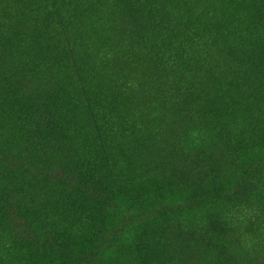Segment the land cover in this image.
<instances>
[{
	"label": "trees",
	"instance_id": "obj_1",
	"mask_svg": "<svg viewBox=\"0 0 264 264\" xmlns=\"http://www.w3.org/2000/svg\"><path fill=\"white\" fill-rule=\"evenodd\" d=\"M131 1L135 10V0ZM72 2L49 0L52 8L44 10L25 4L15 16L0 11V150L12 161L32 170L31 175L17 173L15 166L6 173L0 164V264H112L110 260L112 256L116 258V253L126 256L139 253L142 240L153 228L148 230L144 223L139 226L133 223L128 232L121 228L122 219L111 218L117 191L120 196L119 187L114 193L115 183L124 178L123 170L118 172L117 179L110 172L115 147L96 151L87 142L74 139L66 127L67 96L64 94L66 98L62 99L58 93L61 92L63 54L55 42V25L62 12L74 13ZM196 3L198 11L203 13L210 14L214 9V17L209 19L193 13L194 26L180 24L176 32L169 33L164 32V27L158 28L153 15L139 17L138 14L129 22L131 30H158L146 54L150 70L144 81L154 91L155 88L160 92L169 91L178 100L193 93L192 87L179 85L188 75L181 74L177 82L173 70L198 72L200 81L212 80L222 70L212 73L204 68L226 61L222 57L207 61L211 42L217 37L224 43L226 36L234 33L235 39L251 41L250 55L264 52V38L254 39L249 32L257 30L264 35V0H196ZM7 16L11 17L9 24L3 20ZM85 25L95 34V52L92 51L95 60L99 64L117 60L121 53L115 55L104 44V25L94 21ZM4 61L6 65H2ZM27 78L30 83L26 82ZM32 78L40 83L32 84ZM50 89L56 93L48 94ZM237 101L226 99L225 103L229 106L230 102ZM137 130V123L132 129L129 124L122 125L118 128L119 135H113V139L120 145L139 148L143 141ZM186 136L192 149L207 140V135L196 129H191ZM245 156L237 161L233 191L222 187L212 190L213 186H206L198 190L201 194L188 206L189 198L160 196L158 182L148 178L142 181L137 195L127 198L126 209L151 215L150 226L155 225L168 207L177 215H191L192 222L198 218L207 222L222 214L229 205L246 200L247 205L263 207L252 216L258 224H264V142L249 148ZM128 176L133 181L129 173ZM168 240L166 251H178L173 238ZM182 249L177 254L184 257L186 264H207L201 262L199 255L192 254V247L182 246ZM144 252L151 257L150 264H155L158 254L147 247ZM211 264L220 263L213 260Z\"/></svg>",
	"mask_w": 264,
	"mask_h": 264
},
{
	"label": "rangeland",
	"instance_id": "obj_2",
	"mask_svg": "<svg viewBox=\"0 0 264 264\" xmlns=\"http://www.w3.org/2000/svg\"><path fill=\"white\" fill-rule=\"evenodd\" d=\"M23 2L0 0V11L15 16L25 4L36 10L52 8L49 0ZM135 5L134 10L131 0H112L111 4L110 0H73L74 13L62 12L55 25V42L63 54L61 92L58 93L62 99L67 96L66 127L74 139L87 142L96 151L115 147L110 172L117 179L118 172L123 170L124 178L115 183L114 193L119 187L120 196L117 191L111 218L122 219L121 228L128 232L133 223L138 226L144 223L148 230L153 227L142 240L139 253L132 256L116 253V258L112 256L110 261L112 264H150L151 257L144 252L147 247L158 254L155 264H186L184 257L177 254L183 246L192 247V254L199 255L201 262L207 264L213 260L220 264H264V224H258L252 216L255 211L263 210L259 204L247 205L246 200H241L207 222L199 218L192 222L191 215H177L168 207L153 226H150L151 215L126 209L127 198L137 195L142 181L148 178L158 182L160 196L189 198L188 206L201 194L198 190L206 186H213L212 190L222 187L233 191L237 161L247 157L249 148L264 142V52L250 55L251 41L235 39L234 33L227 35L224 43L217 37L211 42L207 61L220 57L226 61L204 68L212 73L222 70L216 78L204 81L198 79V72L173 70L177 82L181 74L188 75L179 85L192 87L193 93L178 100L169 91L160 92L157 88L154 91L144 81L150 70L146 54L158 30H131L129 22L138 14L139 17L153 15L158 28L164 27L165 33L176 32L180 26H194L193 13L210 19L214 17V9L210 14L198 11L196 0H135ZM6 18L3 20L9 24L11 17ZM90 21L104 25L106 48L113 49L115 55L121 53L114 62L110 59L99 64L93 57L95 34L85 25ZM249 32L254 39L264 38L257 30ZM206 36L209 38V34ZM36 79L32 78V84L40 83ZM27 81L30 83L29 78ZM47 93L56 91L50 89ZM226 99L238 101L228 106ZM135 123L143 141L139 148L120 145L113 139V135H119V127L129 124L132 129ZM191 129L207 135L206 142L194 149L189 147L186 136ZM12 160L0 150V164L5 167L2 170L7 173L16 166L17 173L32 174L31 169ZM148 184L153 183L148 181ZM171 237L178 251L168 253L166 248ZM109 246L114 247L111 243Z\"/></svg>",
	"mask_w": 264,
	"mask_h": 264
}]
</instances>
